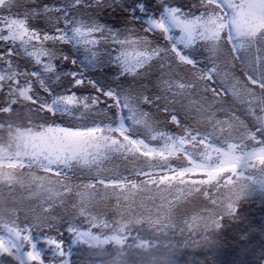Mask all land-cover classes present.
I'll return each mask as SVG.
<instances>
[{"label":"snow or ice","instance_id":"snow-or-ice-1","mask_svg":"<svg viewBox=\"0 0 264 264\" xmlns=\"http://www.w3.org/2000/svg\"><path fill=\"white\" fill-rule=\"evenodd\" d=\"M41 18L45 27L30 24ZM261 25L264 0H0V136L16 148L0 144V182L23 188L16 170L29 171L21 206L0 205V264H74L81 246L83 264L101 254L100 264H128L127 250L156 246L133 235L145 224L202 235L192 243L217 264L225 228L244 220L250 199L264 203ZM114 153L139 154L147 167L105 175ZM78 169L89 178L74 183ZM193 195L206 203L178 216Z\"/></svg>","mask_w":264,"mask_h":264},{"label":"rangeland","instance_id":"rangeland-1","mask_svg":"<svg viewBox=\"0 0 264 264\" xmlns=\"http://www.w3.org/2000/svg\"><path fill=\"white\" fill-rule=\"evenodd\" d=\"M44 2L53 3V2H59V0H44ZM177 2H184V0H177ZM30 7L32 5H29ZM158 14V13H157ZM102 19H105L102 17ZM109 23H116V16H109L106 18ZM30 24L33 26H39V27H45V22L41 18L39 20H32L30 21ZM264 27V25H261ZM18 47V46H17ZM19 50V48H18ZM22 57H20L19 60H21ZM14 60H18L16 57H14ZM25 61H23L24 63ZM239 63V62H237ZM237 73L242 74V70L240 67H237ZM155 79V76L152 77ZM229 102L231 103V94H229ZM232 107L235 109L237 113H239L242 117L247 115L246 106H240L237 102V104L232 105ZM113 112H115V109H113ZM68 121V118L65 117ZM181 118L183 119V113H181ZM220 118H224V114H220ZM168 130L177 132L179 131L175 125L169 124ZM135 136H140L143 138L145 136V129L143 128H137L134 132ZM151 143H158L156 141H152ZM0 144H3L8 148L9 151L14 152L16 150L15 144L10 141V138L5 134L3 136H0ZM184 161V157L181 156L179 160H174L172 163L180 165ZM3 163V162H0ZM147 167V160L146 158L140 156L139 154L133 155L129 153L127 155V158L120 155L119 153H114L108 160L104 161L101 165V168L104 170L103 174L107 175V170L109 169H117L122 175H128L134 168H146ZM147 170V169H145ZM34 171V170H33ZM91 173L94 175L96 172V168H93L90 170ZM18 178L22 179L24 182V187L22 188L20 184L15 185V190H10L5 186V183L0 182V205H6L8 209H11L12 207H20V196L22 193L27 191V185H28V170L21 171L20 169L16 170ZM81 172H83V175H81ZM89 178V169H78L76 172V175L73 177V182H78L80 180H87ZM73 198H76L73 196ZM144 198H147V194H145ZM140 197H137V203L139 204ZM114 202V201H113ZM156 204H159V199L155 201ZM206 201H204V198L199 195H193L192 197L188 198V200L184 201L178 208H177V215L182 216L186 211L191 212L194 209H197L198 207L202 206ZM25 206L28 204L27 201L24 202ZM21 219H23V212L21 213ZM136 231H140L141 235L146 237L147 239H150L154 242L156 245L153 249H151L150 252L142 251L141 249H130L128 251L127 261L128 264H165V261L167 258L171 256L179 257L182 255V253H186V249L194 250L199 248L196 244H193V241L200 240L202 241V235H192L190 236L188 231L185 230L181 232L179 229H177L174 233L173 232H166L163 228L156 229V228H150L147 224L143 226L142 229L140 228H134L133 235L136 234ZM65 239L67 240L68 237L65 236ZM186 240L189 242V246L187 248H181L179 251H177V247L179 245H182ZM130 243L132 241H129ZM112 246H108V249L111 250ZM48 253H45V256L48 257ZM87 256V247L81 246L79 248L74 247L72 260L74 264H82ZM188 256V255H187ZM191 259V256H189ZM192 258L190 262L193 259ZM95 261V264H100V261L107 260V257L104 255H97L92 257ZM189 263V261H188ZM180 264V263H179ZM192 264V262H191ZM204 264V263H202ZM261 264H264V260Z\"/></svg>","mask_w":264,"mask_h":264},{"label":"trees","instance_id":"trees-1","mask_svg":"<svg viewBox=\"0 0 264 264\" xmlns=\"http://www.w3.org/2000/svg\"><path fill=\"white\" fill-rule=\"evenodd\" d=\"M8 46L11 47L12 45L9 44ZM0 50L4 49L0 48ZM17 51H19L18 47ZM65 51H71V46H65ZM16 58L19 60L20 56ZM24 64H27V61ZM62 67L68 70L72 69L73 65L68 62ZM89 91L91 90L89 89ZM20 116L22 119H27L26 112H21ZM59 119L68 122L65 117ZM242 212L244 220L239 224H230L218 238L217 249L214 253L217 264H261L264 260V256L261 255L264 252V234L260 231V228L264 226V203H261L259 196H257L243 205ZM249 225L252 226L253 230L248 231ZM241 230L248 231V241L250 242L248 243L247 252L241 251L242 245L239 243V239L243 235ZM189 256H191V259L199 257L193 259L192 264H205L206 259L211 264L213 253L207 249V245L204 248L199 247L194 250L189 248L186 249V253H182L178 258L176 257L177 264H191Z\"/></svg>","mask_w":264,"mask_h":264}]
</instances>
